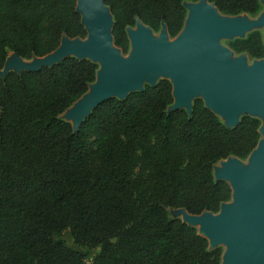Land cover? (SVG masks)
<instances>
[{
  "label": "trees",
  "instance_id": "obj_1",
  "mask_svg": "<svg viewBox=\"0 0 264 264\" xmlns=\"http://www.w3.org/2000/svg\"><path fill=\"white\" fill-rule=\"evenodd\" d=\"M103 0L113 44L129 51L136 20L174 39L183 29L184 2ZM223 16H257L260 0H207ZM85 39L76 0H0V71L9 53L24 60L55 51L61 38ZM236 54L264 59L252 31L227 42ZM98 66L68 57L37 72L0 78V264H221L197 229L169 216L217 214L232 191L213 170L228 158L245 160L261 139L258 118L224 125L202 99L191 113L168 111L172 84L96 106L76 131L61 115L94 83ZM68 231L78 252L60 239Z\"/></svg>",
  "mask_w": 264,
  "mask_h": 264
},
{
  "label": "water",
  "instance_id": "obj_2",
  "mask_svg": "<svg viewBox=\"0 0 264 264\" xmlns=\"http://www.w3.org/2000/svg\"><path fill=\"white\" fill-rule=\"evenodd\" d=\"M184 6L187 17L183 29L172 41L164 26L155 40L139 20L135 31L128 27L132 51L124 59L113 44V21L103 0H76L86 38L63 36L55 51L33 58L31 66L23 65L22 58L12 53L18 62L6 59L0 78L15 72L11 68L16 63L20 71L15 73L37 72L68 57L95 63L94 83L66 110L65 118L72 122L73 131L100 103L143 91L144 85L154 87L158 77L172 84L173 105L168 111L184 109L190 114L192 101L200 98L228 128L239 123V115L258 118L261 139L248 156V167L233 158L223 160L221 168L213 170L215 181L229 184L234 202L221 204L216 215L204 212L193 216L183 210L188 216L182 222L200 226L198 234L210 248L227 247L221 264H264V59L246 69L243 59L231 62L229 50L217 44L219 38H242L245 31H256L251 29L257 24L223 16L207 0ZM258 24L264 25V16Z\"/></svg>",
  "mask_w": 264,
  "mask_h": 264
},
{
  "label": "rangeland",
  "instance_id": "obj_3",
  "mask_svg": "<svg viewBox=\"0 0 264 264\" xmlns=\"http://www.w3.org/2000/svg\"><path fill=\"white\" fill-rule=\"evenodd\" d=\"M190 4H192V3L184 2V5H190ZM261 5H262V10H261V12H260L257 16L251 17V16H248V15H240V16H236V17H240L241 19L248 20L250 23L257 24V26L254 27V28H252L251 30H257V31H259L260 34H261V36H262V38L264 39V25H259V24H258L259 21H260V19H262L263 16H264V3H261ZM130 29H131L132 31H135V30H136V25H135L134 27H130ZM160 32H161V31H160ZM160 32L157 33V34H155V33L152 32V36L158 38ZM248 32H249V31H245L243 35L245 36L246 34H248ZM233 38H236V37H233ZM169 40L172 41L173 39L170 38ZM230 40H231V39H229V38H219V39L217 40V44H218V46H219L220 48H224V49L229 50V52L231 53V55H230V61H231V62H236V61L239 60V59H243V61H244V65H245V68H246V69H249V68H250L255 62H258V61H259V60L251 59V58H250L249 56H247L246 54H236V53H234L233 51H231V50L227 47V42L230 41ZM131 51H132V49H131V45H129V51H128V53H127V54H122V53H121V57L124 58V59L128 58V56H129V54H130ZM120 52H121V51H120ZM7 59L11 60L12 62H18L17 58H16L15 56H13L12 53H9V54H8ZM39 60H42V59H39ZM21 63H22L23 65H25V66H31V65H34V60H33V58L30 59V60H24V59H22V60H21ZM18 64H19V63H16V64L12 65L11 71H15V72L20 71V68H19V65H18ZM2 73H3V69L0 71V74H2ZM160 78H162V77H158V79H160ZM72 106H73V105H72ZM72 106H71V107H72ZM65 115H66V111L61 115V118H62L63 120H65V121H67V122H69V123L72 124V122H71L70 120H68V119L65 118ZM240 117H241V115L238 116V118H240ZM222 121H223V123L225 122L224 120H222ZM248 158H249V157H247L245 160H240V162H241L246 168H247L248 165H249ZM230 159H233V158L231 157V158H228V159H226V160H230ZM226 160H224V161H226ZM221 162H222V161H221ZM221 162H219V163H217V164L215 165V167H214L215 170L218 169V168H221ZM233 202H234V201H233V198L231 197V200H230L227 204L231 205ZM167 212H168L169 216H171L172 218H179L181 221L185 220L186 216H188V215H186V213H185L182 209H168ZM218 213H219V212H218ZM218 213H217V214H218ZM214 215H216V214H214ZM197 232H198V230H197ZM60 239L64 240V242L66 243V245L69 246V247H71L72 249H74V250H76V251H78V252H81V253L86 252V253L89 255L90 258H94V257L98 254V251H99L98 248H95V249H92V250L87 251V250H86L85 248H83V247L75 246V245L73 244L72 238H71V236H70V234H69L68 231H66V232L62 235V237H61ZM218 247L222 248L223 253H224V252L226 251V249H227V247L224 246V245H218ZM86 264H91V261H90L89 259H87V260H86Z\"/></svg>",
  "mask_w": 264,
  "mask_h": 264
},
{
  "label": "bare ground",
  "instance_id": "obj_4",
  "mask_svg": "<svg viewBox=\"0 0 264 264\" xmlns=\"http://www.w3.org/2000/svg\"><path fill=\"white\" fill-rule=\"evenodd\" d=\"M158 37H159V36H158ZM152 38H153V40L158 39V38H156V37H154V36H152ZM196 229H197L198 231H200V226H197Z\"/></svg>",
  "mask_w": 264,
  "mask_h": 264
}]
</instances>
